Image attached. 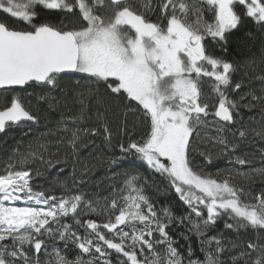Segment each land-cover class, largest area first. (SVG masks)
<instances>
[{
    "label": "snow or ice",
    "instance_id": "snow-or-ice-1",
    "mask_svg": "<svg viewBox=\"0 0 264 264\" xmlns=\"http://www.w3.org/2000/svg\"><path fill=\"white\" fill-rule=\"evenodd\" d=\"M0 11L26 25L16 29L0 20V89L53 91L60 86L61 74H86L92 88L98 91L103 86L108 99L101 95L95 99L98 105H105L104 112L113 106L108 103L111 101L125 117L120 133L127 142L117 144L120 155L109 163L121 169L124 164L135 166L114 173V179L123 177L122 187L113 185L116 195L104 204L79 190L83 180H73L67 194L63 186L59 195L37 190L39 185L34 187L44 172L28 166L30 163L39 162L45 171L55 170L54 178H58L63 171L58 166L78 154L84 136L102 134L107 143L112 141L113 133L102 112L96 113L100 128L81 127L86 118L85 93H75L80 113L61 115L56 131L64 135L56 141L57 152L48 151L51 141L22 155L16 149L13 156L20 159L9 163L0 174V264H42V249L54 257L43 264H113V254L115 264H264V191L253 196L232 182V172L223 176L204 172L194 160L199 155L206 164L213 161L210 151H199L194 138V133L199 136L197 126L217 125V136L210 140L223 152L234 154L239 148L225 135L240 115L239 102L227 94L233 88L236 67L210 54L206 41L227 52L229 36L245 20L252 19L264 29V0H0ZM52 12L63 14L65 19L75 17L77 23L66 24L64 19L56 23L50 17ZM206 79L211 81L216 97L211 107L202 91ZM240 88V83L234 84V90ZM87 95H94L91 88ZM250 95L253 100L264 99ZM37 99L54 98L44 93ZM129 114L139 115L145 124L146 131L138 140L132 138L134 128L127 125ZM26 122L37 124L39 118L17 93L0 109V133ZM251 131L264 140V129ZM237 132L242 140L247 138L245 128L230 134ZM61 145L71 151L63 159L53 160ZM261 154L264 156V150ZM229 163L250 165L238 155ZM136 167H146L150 175H158L188 211L179 216L169 207L158 211L146 194L148 178ZM235 174L264 177V167ZM80 213H99L106 222H81ZM67 218L73 223H67ZM220 220H224L226 230L253 233L246 249L228 261L221 257L240 246L222 233L207 235ZM173 222L191 225L190 231L204 238L200 240L203 260L194 258L190 246L187 258L175 246L168 231ZM56 239L65 242V248L71 242L80 254L69 259L55 244L48 253L46 241ZM26 248L34 249L35 255L30 256Z\"/></svg>",
    "mask_w": 264,
    "mask_h": 264
},
{
    "label": "trees",
    "instance_id": "trees-1",
    "mask_svg": "<svg viewBox=\"0 0 264 264\" xmlns=\"http://www.w3.org/2000/svg\"><path fill=\"white\" fill-rule=\"evenodd\" d=\"M238 10L243 11V9ZM204 15L206 18H210L207 12ZM50 17L56 23H59L60 19H64L66 24L77 23L75 17L65 19L63 14L59 12H52ZM0 20L7 22L16 29L26 28V25L18 19L11 18L2 11H0ZM206 46L210 54L231 61L236 67V71L232 76L233 88H230L227 94L230 99L239 102L240 115L237 117L238 122L232 125L230 130L225 132V135L228 137L230 143L239 145V148L234 154L223 152L219 145H213L210 140V138L217 136V125L197 126L199 136L197 137L196 133H194V138H196L199 145V151H210L213 161L212 164H206L203 158L196 155L194 157L195 165L199 166L204 172H210L214 175L219 172L223 176L228 172H232V182L244 186L246 192H251L255 196L258 192L264 191V177L254 175L251 178H246L235 173H247L250 168L258 169L264 167V156L261 154V150H264V140L251 131L252 129L256 131L264 129V99L253 100L250 95V93H254L256 97H264V79H262L264 78V55H262V50H264V29H261L252 19H247L242 27L233 31L229 36L227 52L222 51L220 46L211 41H206ZM58 80L60 86L53 91L39 88H28L27 91H22L21 89L11 91L0 90V109L8 106L12 97L19 93L25 106L39 118V123L37 124L23 123L19 126L6 129L4 133H0V174L3 173V170L9 163H16L20 159V156H13V151L16 149L22 155L30 150H38L40 144L51 141L52 146L49 147L48 151L50 153L57 152L56 141L60 136L64 135V133L56 131L61 115H78L81 105L77 102L75 93L84 92L86 118L81 127L100 128V121L97 120L96 113L97 111L104 113L109 128L113 133L111 143H107L102 134L84 136L78 154L69 156L66 164L58 166L63 169L62 174L58 178H54L55 170L45 171L39 162L30 163L28 166L34 169L39 168L44 172V178L37 179L34 185V187L36 185L40 186L37 190H50L59 195L61 186H63L65 194H67L68 189L73 188V180H83L85 183L78 185L79 190L85 193L87 198L99 200L101 204H104L116 195L113 193V185L117 188L122 187L121 181L123 177L118 176L114 179V173H120L130 167H135L124 164L121 169L109 163L111 158L120 155L117 144L121 141L127 142L126 138L120 133V125L125 117L121 113V110L115 107L114 102L111 101H108V103L113 104V106L108 112H104L105 105H98L95 99V95H101L105 100L108 99L104 93L103 86L101 85L98 91L92 88L93 82L87 79L86 74L75 73L73 75L59 76ZM235 83L241 84L239 90H234ZM210 84L211 81L206 79L202 91L206 97H209L207 102L211 107L212 104L216 103V97L211 92ZM90 88L94 93L93 96L87 95ZM44 93H47L54 99L39 101L37 97ZM242 96L244 97L243 100L240 99ZM211 119L212 117H209V120ZM127 125L129 128H134L133 139H140L146 131L143 119L139 115L129 114L127 116ZM241 127L248 130L247 138L243 140L239 137L238 132L235 136L230 134V131H235ZM70 151L71 149L61 145L59 146V155L52 156L51 158L53 160L63 159L65 153ZM234 155L249 160L250 165L236 166L229 163ZM17 168L19 170V165H17ZM136 171L148 178L149 184L146 186V194L156 205L158 211L161 207H169L178 216L188 211L178 195L174 191L167 189L166 182H162L158 175H150V170L146 167H136ZM152 185L160 187L161 191L158 192L156 187ZM79 218L81 222L87 219H96L101 223L106 222V217L99 213L91 215L80 213ZM66 222L73 223L70 218H67ZM227 222L232 223L231 220ZM190 228L191 225L187 223L177 225L173 222L168 231L170 236L176 241L175 246L185 255V258H187L186 249L190 246L195 252L194 258L203 260L204 253L200 250V240L204 238L198 237L194 231H190ZM76 230L81 235L84 234L83 230ZM221 233L224 238L240 246L235 251L226 252L221 257L225 261H228L230 256L236 255L238 251L246 249L247 241L253 239L251 230L241 229L239 232L226 230L224 228V220L218 221L215 228L209 230L207 235L212 236ZM184 236H187L188 239L185 240ZM261 242L264 243V240ZM46 243L49 245L48 253L53 251L52 245L55 244L61 253L69 259H74L80 254L79 249L71 242L68 243L67 248L64 247L65 242L58 239L47 240ZM228 246L231 247V245ZM25 250L30 256L35 255L34 249L26 248ZM157 251H162V248H157ZM145 255H149L147 249H145ZM84 258L88 259L89 257L85 255ZM120 258L123 259L122 256ZM47 259H54V257L45 255L42 249L40 254L42 264ZM111 259L113 260V264H115L116 254H113Z\"/></svg>",
    "mask_w": 264,
    "mask_h": 264
},
{
    "label": "water",
    "instance_id": "water-1",
    "mask_svg": "<svg viewBox=\"0 0 264 264\" xmlns=\"http://www.w3.org/2000/svg\"><path fill=\"white\" fill-rule=\"evenodd\" d=\"M75 73H69V74H61L60 76H65V75H73ZM16 89H19V88H16ZM0 90H3V89H0ZM26 123H32V122H26Z\"/></svg>",
    "mask_w": 264,
    "mask_h": 264
}]
</instances>
